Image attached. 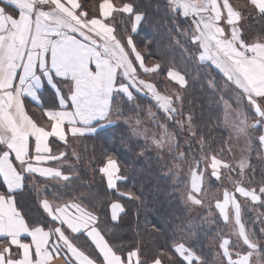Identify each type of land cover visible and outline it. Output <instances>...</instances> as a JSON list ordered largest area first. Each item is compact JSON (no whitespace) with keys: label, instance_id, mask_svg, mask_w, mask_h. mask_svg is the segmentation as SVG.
<instances>
[{"label":"snow or ice","instance_id":"6c2138e0","mask_svg":"<svg viewBox=\"0 0 264 264\" xmlns=\"http://www.w3.org/2000/svg\"><path fill=\"white\" fill-rule=\"evenodd\" d=\"M153 11L159 20L143 0H0V264H264L244 218L264 208V0H156ZM146 24L154 34L139 38ZM114 111L130 130L121 145L150 139L157 177L172 181L151 245L108 226L129 202L149 207L119 149L92 168L103 199L78 168L77 142L114 125ZM213 120L218 142L202 128ZM30 182L36 218L17 199Z\"/></svg>","mask_w":264,"mask_h":264},{"label":"trees","instance_id":"16d2710c","mask_svg":"<svg viewBox=\"0 0 264 264\" xmlns=\"http://www.w3.org/2000/svg\"><path fill=\"white\" fill-rule=\"evenodd\" d=\"M143 3L149 10L150 20H159L160 17L155 16L153 11L156 0H143ZM261 26L262 25L259 22L253 21L251 23V30L257 31ZM153 34L154 27L146 24L144 31L140 33L139 38L149 39ZM197 91H199V86H197ZM51 96V90L45 91L43 94V98L45 100L51 99ZM141 103L142 106H147L149 104V100L145 98ZM197 104H199V101H197ZM131 106L132 102H129L127 107L130 108ZM33 107V105H29V110L35 111ZM197 114L199 116V111ZM208 115L207 109L205 108V122L208 120ZM214 124V120L212 123H207L206 126H204V123L202 122V128L208 135L209 139L217 140L218 142L221 130L216 129ZM98 131V136H94L91 139H85L83 140V143L79 142V150L85 148L86 146V151L82 152V162L78 164L80 174L85 181L93 183L95 188L100 192V198L103 199V186L100 184V176L94 175L92 168L93 166H99V161L103 158L104 153L113 151L114 149H119L121 159L127 165L128 175L130 177L127 186L130 188L135 186L138 189L144 185L146 187L145 198L148 201L149 207L146 210L141 209L138 214L136 205L129 202L126 205L127 215H123L121 220L116 224L109 222L108 226L113 228L118 236L123 237L128 242L142 238L145 243L151 245L155 242L151 235V222L162 218L166 227L169 220V217L166 214L168 211V202L164 200L163 203H161L160 198L165 197L167 192L173 191L171 187L172 181L162 175L157 177V169L154 167L156 156L154 154L150 153L145 157L136 155V153L140 151V148H144L142 141L139 140L140 146L136 149V152H129L121 145V136H127L130 134V130L127 125L115 123L114 125L99 129ZM223 134L227 136L226 132ZM253 163H256L255 156H253ZM257 167H259L258 164ZM36 183L37 185H42L43 181L38 179ZM157 185H159V191H157ZM38 191L40 195H44L42 187L38 188ZM17 199L21 207L29 213V216L33 218L39 216L37 191H32L31 182L28 185V189L20 194ZM255 210L258 213L264 212V208H256ZM186 215H190V212L186 213ZM244 218L248 223V227L254 230L258 236H261V240L264 242V235L260 234V229L264 227V225L259 222V218H256L252 211H246ZM137 233L140 234L139 237L137 236ZM193 239H195V237H193ZM200 240H204L203 233H201ZM159 242L162 243L163 240L161 239ZM199 246L200 245L198 244L197 247ZM204 247L205 250H207L208 245L206 242Z\"/></svg>","mask_w":264,"mask_h":264},{"label":"rangeland","instance_id":"374dc122","mask_svg":"<svg viewBox=\"0 0 264 264\" xmlns=\"http://www.w3.org/2000/svg\"><path fill=\"white\" fill-rule=\"evenodd\" d=\"M122 103V105H123V102H121ZM154 103V102H153ZM153 111H156V109L155 108H153ZM158 115H159V117L161 118V122H165V120H164V114L162 113V112H160V113H158ZM112 120L115 122V123H119V124H123V125H125L124 124V120H123V118L122 117H118L117 115H116V112L114 111L113 113H112ZM169 123V130L170 131H173L174 129H173V127L171 126V122H168ZM148 127H149V133L151 134V133H154V132H156V133H158V130L154 127V126H152V125H147ZM127 127H128V125H127ZM129 128V127H128ZM133 139L134 140H136L137 138H135V137H133ZM185 139H186V137L185 136H181L180 137V142H181V148H184V146H185ZM140 141H142L143 142V144H144V155L143 156H141V157H145V156H147L148 154H150V153H152V154H154L155 156H157V154L161 151V150H159V149H156L153 145H152V143H151V140L149 139L147 142H145V140L143 139V138H140ZM243 146V141H241L240 142V144L237 146V148H236V155L238 156L239 155V148L240 147H242ZM76 147H77V150H79V142H77V145H76ZM187 173V168H185L184 169V173H182V175H184V174H186ZM43 195V194H42ZM213 203H214V200H213ZM249 207H251V205H249ZM200 211H202V210H200V209H193V210H191L190 211V215H192V216H196L197 214H198V212H200ZM252 212L255 214V217L257 218L258 217V212L254 209V210H252ZM228 231V230H227Z\"/></svg>","mask_w":264,"mask_h":264},{"label":"crops","instance_id":"0c3cea01","mask_svg":"<svg viewBox=\"0 0 264 264\" xmlns=\"http://www.w3.org/2000/svg\"><path fill=\"white\" fill-rule=\"evenodd\" d=\"M34 106V105H33ZM35 109V107H33Z\"/></svg>","mask_w":264,"mask_h":264}]
</instances>
